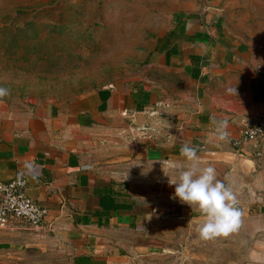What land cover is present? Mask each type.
<instances>
[{
  "label": "crops",
  "instance_id": "1",
  "mask_svg": "<svg viewBox=\"0 0 264 264\" xmlns=\"http://www.w3.org/2000/svg\"><path fill=\"white\" fill-rule=\"evenodd\" d=\"M261 114L264 0H180L131 73L43 100L0 97V182L25 176L47 211L39 227L0 230V253L40 246L61 264H155L164 225L204 221L172 198L162 169L189 144L256 224L243 264H264V141L234 145ZM146 124L149 136L136 129Z\"/></svg>",
  "mask_w": 264,
  "mask_h": 264
},
{
  "label": "rangeland",
  "instance_id": "2",
  "mask_svg": "<svg viewBox=\"0 0 264 264\" xmlns=\"http://www.w3.org/2000/svg\"><path fill=\"white\" fill-rule=\"evenodd\" d=\"M180 0H0V88L46 99L131 73L163 35ZM149 126L154 127L153 124ZM151 127V128H152ZM203 221L164 225L155 264H243L254 241L249 218L227 237L203 240ZM264 222H262L263 224ZM239 233V234H238ZM40 246L0 253V264H61ZM62 264H69L66 257Z\"/></svg>",
  "mask_w": 264,
  "mask_h": 264
},
{
  "label": "clouds",
  "instance_id": "3",
  "mask_svg": "<svg viewBox=\"0 0 264 264\" xmlns=\"http://www.w3.org/2000/svg\"><path fill=\"white\" fill-rule=\"evenodd\" d=\"M232 91V89H229ZM236 91V89H235ZM8 95L6 89L0 88V97ZM217 131L221 140L226 139V122H217ZM181 161L166 160L161 162L169 186H175L173 199L183 204L198 208L204 221L197 228L203 240L227 237L241 227L242 210L230 182L217 178L212 166H201L197 148L184 144L180 148ZM165 168L174 173L169 175Z\"/></svg>",
  "mask_w": 264,
  "mask_h": 264
},
{
  "label": "built area",
  "instance_id": "4",
  "mask_svg": "<svg viewBox=\"0 0 264 264\" xmlns=\"http://www.w3.org/2000/svg\"><path fill=\"white\" fill-rule=\"evenodd\" d=\"M150 116H157L156 110L149 112ZM143 125L136 129L143 135H150L154 127ZM264 141V114L245 126L241 136L234 141V145L241 146L252 141ZM257 156L264 157V152L257 151ZM27 179L25 176L15 177L7 182H0V230H9L14 223H26L33 227L43 224L47 211L26 194Z\"/></svg>",
  "mask_w": 264,
  "mask_h": 264
}]
</instances>
